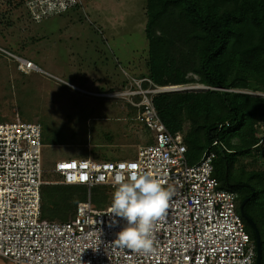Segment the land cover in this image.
<instances>
[{"label":"built area","instance_id":"obj_1","mask_svg":"<svg viewBox=\"0 0 264 264\" xmlns=\"http://www.w3.org/2000/svg\"><path fill=\"white\" fill-rule=\"evenodd\" d=\"M75 4L76 0H29L28 15L38 21ZM12 56L21 72H39L63 82L31 60ZM187 87H158L139 77L108 95L136 109V121L149 129L153 141L139 145L127 160L87 156L55 161L50 169L57 176L53 180L44 176L40 123L19 116L0 122V258L4 264H253L256 244L239 212L238 194L222 187L214 174L212 146L217 141L198 161L189 163L186 126L170 132L155 109V94ZM261 130L260 142L264 140ZM133 172L151 173L174 192L154 230L155 251L148 254L118 244L117 233L126 222L110 212L113 194L103 208L89 195L93 186H107L114 193L118 182H127ZM48 184L84 185L87 200L78 203L68 220L42 218L41 187ZM113 219L118 223L112 224Z\"/></svg>","mask_w":264,"mask_h":264},{"label":"trees","instance_id":"obj_2","mask_svg":"<svg viewBox=\"0 0 264 264\" xmlns=\"http://www.w3.org/2000/svg\"><path fill=\"white\" fill-rule=\"evenodd\" d=\"M145 15L148 73L140 77L148 78L158 87L182 86L196 81L189 76L192 73L198 77V83L207 87L203 91L155 94V109L170 132L182 131L186 126L184 143L189 163L198 161L202 152L217 141L212 146L214 174L225 184L227 168V186H234L231 188L240 194L238 206L240 200L248 197L243 211L259 232L260 264H264V140L260 142L261 132L258 134L264 124V97L250 94L264 93V0H146ZM142 85L149 86L146 81ZM125 108L129 114L126 121L149 132L152 142L149 129L135 119L136 109L130 105ZM38 123L43 139L47 125ZM230 133L238 136V146L230 144ZM51 138L46 137L43 143ZM65 141L54 138L47 144L62 145ZM250 148L255 149L260 160L238 162L235 167L233 156ZM189 151L196 156L188 157ZM91 157L110 160L112 156L95 153ZM234 183H246L248 187H237ZM112 194L107 186L89 189L95 204L101 203L98 196L108 200ZM87 195L88 188L84 185H43L41 217L68 220L78 203L87 200ZM245 226L255 240L253 228L246 222Z\"/></svg>","mask_w":264,"mask_h":264},{"label":"rangeland","instance_id":"obj_3","mask_svg":"<svg viewBox=\"0 0 264 264\" xmlns=\"http://www.w3.org/2000/svg\"><path fill=\"white\" fill-rule=\"evenodd\" d=\"M76 4L77 7L74 5L35 21L28 15L29 0H0V49L6 51L0 50V122L16 116L29 122H44L48 130L44 129L43 139L49 138L59 127L66 128L59 123L60 111L58 115L57 108L54 109L58 106L57 91L61 83L44 74L21 72L12 55L27 57L46 72L77 86L103 84L106 88L120 90L128 86L130 80L148 73V41L144 32L146 0H76ZM189 76L196 81L182 85L191 87L185 91L207 89L198 83L196 75L191 73ZM124 109L123 116L129 115ZM115 123L110 122L119 130L121 143L114 148L118 152L112 160H127L134 156L138 147L130 144L134 137L139 144L150 143V133L143 132L139 125L126 120H122L121 125ZM263 128H259L258 134ZM228 139L230 144L239 145L236 133L228 134ZM51 140L44 141L49 143ZM224 140L226 143L227 139ZM77 142L66 140L62 145H44L42 157L46 179L57 178L50 172L55 161L91 157L86 154L88 148ZM80 150L85 153H77ZM187 155L196 156L194 151ZM233 158L235 167L239 166L238 162L260 160L254 148L238 152ZM245 168L249 169L246 165ZM220 182L222 187L231 188ZM97 198L101 203L96 205L103 208L112 196L108 200L104 196ZM4 263L0 258V264Z\"/></svg>","mask_w":264,"mask_h":264},{"label":"clouds","instance_id":"obj_4","mask_svg":"<svg viewBox=\"0 0 264 264\" xmlns=\"http://www.w3.org/2000/svg\"><path fill=\"white\" fill-rule=\"evenodd\" d=\"M173 194L170 187H165L160 180L153 178L151 173L133 172L127 182H118L110 208L114 218L126 222V226L117 233L118 244L144 254L154 252V230L157 221L163 219ZM116 223L118 221L113 219L112 224Z\"/></svg>","mask_w":264,"mask_h":264},{"label":"flooded vegetation","instance_id":"obj_5","mask_svg":"<svg viewBox=\"0 0 264 264\" xmlns=\"http://www.w3.org/2000/svg\"><path fill=\"white\" fill-rule=\"evenodd\" d=\"M66 86L67 85H59L58 87V91L68 98V105L65 104L60 108V111L64 112L61 116L63 119L61 123L64 124L66 128L59 127L55 129L53 137L57 139L79 141L77 145L85 146L90 150L105 147L106 144L101 143L100 140L112 137V135L116 134V130L108 121L110 118L106 117L105 113H103L104 110L102 107L104 102L106 103L109 101L121 107L124 106L123 102L119 99L108 96L118 90H113L112 87L111 90L109 87L106 88L105 86L97 85L95 87L84 85L75 89H69ZM227 176L226 168L224 178L225 185L229 183ZM234 184L237 185V187H248L242 184ZM242 200H240V202Z\"/></svg>","mask_w":264,"mask_h":264},{"label":"crops","instance_id":"obj_6","mask_svg":"<svg viewBox=\"0 0 264 264\" xmlns=\"http://www.w3.org/2000/svg\"><path fill=\"white\" fill-rule=\"evenodd\" d=\"M26 59H29V58H27V57H25ZM31 60V59H30ZM45 71V70H44ZM32 73H38V72H29V73H27V74H32ZM39 74V73H38ZM41 74V73H40ZM55 76V75H54ZM46 77V76H45ZM57 77V76H56ZM101 82L103 83V80H101ZM98 84H100V83H98ZM60 85H67L66 87L67 88H69V89H75V88H77V87H80V86H77V85H74V84H70L69 82H64V83H61ZM99 86H103V84H100ZM57 92H59V91H57ZM59 95V98H58V106H55V108L54 109H56L57 108V114L59 115V111H60V108L61 107H63L65 104H67L68 102H67V100H68V98L67 97H65L64 96V94H61L60 92L58 93ZM115 103H110V101L109 102H104L103 103V110H104V112L103 113H105V116L106 117H109L110 119L108 120L109 122H116L115 124H122L121 123V121L123 120H127V116L128 115H126V116H123V110H125L124 109V107L122 106H113ZM68 105V104H67ZM127 111V110H126ZM61 113H63V112H61L60 111V117L64 114H62L61 115ZM60 117H58V119H59V123L61 124V122L63 121V119H60ZM61 120V121H60ZM114 129L116 130V134L115 135H112V137H109V138H106V139H101L100 141H101V143H104V144H106L105 145V147H103V148H101V149H97V148H94V149H88V152L86 153L87 155H93V154H95V153H98L99 155L100 154H106V155H108V156H114L115 155V153H117L118 151H117V149H114V148H118L119 146L118 145H120V143H121V135L119 134V130L117 129V128H115V126H114ZM127 129V128H126ZM120 130H121V128H120ZM127 131H128V129H127ZM132 131H133V129H132ZM54 131L53 132H51V134H50V137L49 138H51V139H57L56 137H53L54 136ZM127 134V133H126ZM120 136V137H119ZM69 141H73V140H69ZM75 141V140H74ZM95 142H98V141H95ZM70 143H72V142H70ZM78 143V142H77ZM72 144H74V143H72ZM131 145H141V144H139V142H138V140H137V138H133V140H132V142L130 143ZM45 145H48L46 142H45ZM49 145H53V144H49ZM58 145V144H57ZM108 149V150H107ZM80 151H82V150H80ZM85 153V152H84ZM263 167H264V159H263Z\"/></svg>","mask_w":264,"mask_h":264},{"label":"water","instance_id":"obj_7","mask_svg":"<svg viewBox=\"0 0 264 264\" xmlns=\"http://www.w3.org/2000/svg\"><path fill=\"white\" fill-rule=\"evenodd\" d=\"M260 96H264V94H257ZM243 186H248L247 184H242ZM233 187V186H231ZM248 198H244L240 204H239V212L242 216V218L244 219V221L249 224L255 233V244H256V256H255V260L253 264H260L261 263V256H262V248H261V242H260V235L259 232L255 226V223L251 220V218H249L248 216L245 215L244 211H243V207L244 205L247 203Z\"/></svg>","mask_w":264,"mask_h":264},{"label":"snow or ice","instance_id":"obj_8","mask_svg":"<svg viewBox=\"0 0 264 264\" xmlns=\"http://www.w3.org/2000/svg\"><path fill=\"white\" fill-rule=\"evenodd\" d=\"M131 167H132V168H136L137 166H136V165H132Z\"/></svg>","mask_w":264,"mask_h":264},{"label":"bare ground","instance_id":"obj_9","mask_svg":"<svg viewBox=\"0 0 264 264\" xmlns=\"http://www.w3.org/2000/svg\"><path fill=\"white\" fill-rule=\"evenodd\" d=\"M193 87V86H192ZM189 88H191L190 86L189 87H187V88H184V89H189ZM194 89V88H193Z\"/></svg>","mask_w":264,"mask_h":264}]
</instances>
